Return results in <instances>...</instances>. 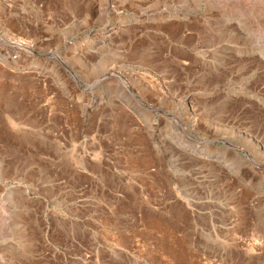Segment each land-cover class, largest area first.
Wrapping results in <instances>:
<instances>
[{"label": "rangeland", "instance_id": "1", "mask_svg": "<svg viewBox=\"0 0 264 264\" xmlns=\"http://www.w3.org/2000/svg\"><path fill=\"white\" fill-rule=\"evenodd\" d=\"M0 264H264V0H0Z\"/></svg>", "mask_w": 264, "mask_h": 264}, {"label": "crops", "instance_id": "2", "mask_svg": "<svg viewBox=\"0 0 264 264\" xmlns=\"http://www.w3.org/2000/svg\"><path fill=\"white\" fill-rule=\"evenodd\" d=\"M89 241H90V237H89ZM91 242H93V243H91ZM91 242L89 243V245L93 246L94 244H97L100 241L97 239V236L95 234H93L92 237H91ZM83 250H84V253H87L86 252L87 251L86 249H83ZM86 258H87V255L84 254L83 256H81L80 261H82L83 263H86L87 262L86 261L87 260Z\"/></svg>", "mask_w": 264, "mask_h": 264}, {"label": "bare ground", "instance_id": "3", "mask_svg": "<svg viewBox=\"0 0 264 264\" xmlns=\"http://www.w3.org/2000/svg\"><path fill=\"white\" fill-rule=\"evenodd\" d=\"M18 30H19V32H22V33H26V32H27V29L24 27V25H20V24L18 25ZM29 34H30V33H29ZM29 34H28V35H29ZM23 35H25V34H23ZM28 37H29V36H28ZM26 43H27V42H26ZM27 46L29 47V44H28V45L25 44V46H21V48H22V49H25V50H30V47L28 48ZM11 47H14L13 49L16 50V49H19L20 46H16V45L13 46V45H12Z\"/></svg>", "mask_w": 264, "mask_h": 264}]
</instances>
